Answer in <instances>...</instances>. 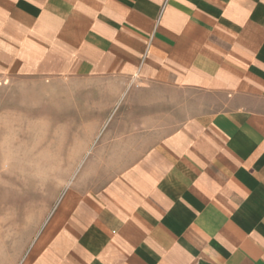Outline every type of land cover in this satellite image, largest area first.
Masks as SVG:
<instances>
[{
	"label": "crops",
	"instance_id": "0c3cea01",
	"mask_svg": "<svg viewBox=\"0 0 264 264\" xmlns=\"http://www.w3.org/2000/svg\"><path fill=\"white\" fill-rule=\"evenodd\" d=\"M12 76L104 90L83 154L123 162L24 264H264V0H0Z\"/></svg>",
	"mask_w": 264,
	"mask_h": 264
},
{
	"label": "rangeland",
	"instance_id": "374dc122",
	"mask_svg": "<svg viewBox=\"0 0 264 264\" xmlns=\"http://www.w3.org/2000/svg\"><path fill=\"white\" fill-rule=\"evenodd\" d=\"M83 88L55 78L0 81V264H24L67 194L98 191L123 166L84 156L102 131L86 126L108 120V98L79 95Z\"/></svg>",
	"mask_w": 264,
	"mask_h": 264
}]
</instances>
